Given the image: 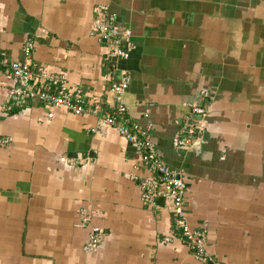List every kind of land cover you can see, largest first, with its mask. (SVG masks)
Returning <instances> with one entry per match:
<instances>
[{
  "label": "crops",
  "instance_id": "0c3cea01",
  "mask_svg": "<svg viewBox=\"0 0 264 264\" xmlns=\"http://www.w3.org/2000/svg\"><path fill=\"white\" fill-rule=\"evenodd\" d=\"M100 4L130 32L127 59L90 34ZM28 39L35 72L98 104L16 103L0 74V264H202L169 203L143 202L136 148L100 124L121 82L128 122L150 124L156 153L184 178L186 216L212 258L264 264V0H0V55L24 60ZM176 134L195 143L174 149Z\"/></svg>",
  "mask_w": 264,
  "mask_h": 264
},
{
  "label": "built area",
  "instance_id": "2783aa9c",
  "mask_svg": "<svg viewBox=\"0 0 264 264\" xmlns=\"http://www.w3.org/2000/svg\"><path fill=\"white\" fill-rule=\"evenodd\" d=\"M96 16L90 23V34L104 41L107 47V57L127 59L131 47H122V42L130 36L128 30L119 31L115 16L108 11L107 6L100 4L95 8ZM33 42L28 39L22 48L24 60H8L0 55V74L10 78L11 84L7 91L9 100L16 103L26 101L41 103L48 107H64L75 114L94 112L97 101L90 98H82L79 89H68L64 84V78L60 75L47 74L45 71L35 72L28 59L32 55ZM126 82L113 84L111 91L115 94L117 105L113 115H106L100 119V124L113 127L117 133L131 143L139 155V164L148 172L139 183L144 203L152 204L157 197L164 198L170 205L174 216L175 225L180 230L181 238L186 242L189 252L202 264H223L212 258L207 251L206 229L191 226L186 216L184 203L185 180L179 173L168 167L156 153L149 141L148 131L150 124L142 127L137 122H128L125 114L127 107L121 102L122 94L126 88ZM55 89V90H54ZM203 96H207L202 93ZM192 113L204 116L206 109L200 101L190 104ZM51 115V114H50ZM195 143L190 137L174 135L171 144L174 149H185ZM87 218H83V222ZM90 237L87 243L88 249L94 248L98 238Z\"/></svg>",
  "mask_w": 264,
  "mask_h": 264
}]
</instances>
